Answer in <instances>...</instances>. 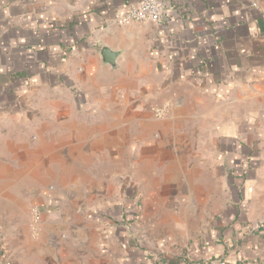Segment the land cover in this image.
<instances>
[{
	"label": "crops",
	"instance_id": "1",
	"mask_svg": "<svg viewBox=\"0 0 264 264\" xmlns=\"http://www.w3.org/2000/svg\"><path fill=\"white\" fill-rule=\"evenodd\" d=\"M136 1L0 0V264H264V0Z\"/></svg>",
	"mask_w": 264,
	"mask_h": 264
},
{
	"label": "built area",
	"instance_id": "2",
	"mask_svg": "<svg viewBox=\"0 0 264 264\" xmlns=\"http://www.w3.org/2000/svg\"><path fill=\"white\" fill-rule=\"evenodd\" d=\"M165 16L164 6L161 0H137L126 4L120 12L114 15V21L118 25L132 23H149L158 25L162 23ZM169 103L152 107L153 115L156 118L164 117L168 114ZM31 229L36 231L37 224L40 222V211L36 206L31 208ZM189 264H228L221 258L193 259Z\"/></svg>",
	"mask_w": 264,
	"mask_h": 264
},
{
	"label": "rangeland",
	"instance_id": "3",
	"mask_svg": "<svg viewBox=\"0 0 264 264\" xmlns=\"http://www.w3.org/2000/svg\"><path fill=\"white\" fill-rule=\"evenodd\" d=\"M11 206L4 201H0V239L6 240L11 234L8 231L10 225H23L26 223V201H19L15 203V215H9L7 208Z\"/></svg>",
	"mask_w": 264,
	"mask_h": 264
},
{
	"label": "water",
	"instance_id": "4",
	"mask_svg": "<svg viewBox=\"0 0 264 264\" xmlns=\"http://www.w3.org/2000/svg\"><path fill=\"white\" fill-rule=\"evenodd\" d=\"M102 54H103L104 58L107 59V61H109V62L111 61L113 54H111L108 50H106V49L103 50Z\"/></svg>",
	"mask_w": 264,
	"mask_h": 264
}]
</instances>
